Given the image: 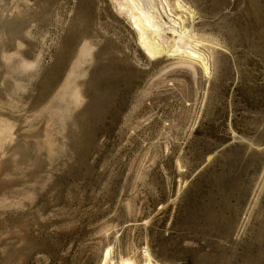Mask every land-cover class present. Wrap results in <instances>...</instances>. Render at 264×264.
I'll use <instances>...</instances> for the list:
<instances>
[{"label":"rangeland","instance_id":"374dc122","mask_svg":"<svg viewBox=\"0 0 264 264\" xmlns=\"http://www.w3.org/2000/svg\"><path fill=\"white\" fill-rule=\"evenodd\" d=\"M167 1L207 69L125 0H0V264H264V0Z\"/></svg>","mask_w":264,"mask_h":264},{"label":"bare ground","instance_id":"6f19581e","mask_svg":"<svg viewBox=\"0 0 264 264\" xmlns=\"http://www.w3.org/2000/svg\"><path fill=\"white\" fill-rule=\"evenodd\" d=\"M175 2L178 6H182L180 5V0H175ZM125 4L131 12L134 26L140 31L139 43L147 56L154 57L162 53L163 45L161 40L167 41L164 40L166 38L164 25H167V28L172 31V43H170V47L167 46V51H170V53H184L189 58L201 59L207 69L204 53L199 49L195 38H193L189 30L181 27V23L176 18L171 17L166 11V6H169L167 0H125ZM161 11L166 14L170 21L178 23L179 27L167 21ZM103 264H112L108 254ZM145 264H150V261H146Z\"/></svg>","mask_w":264,"mask_h":264}]
</instances>
